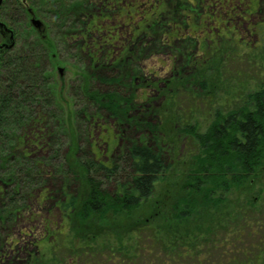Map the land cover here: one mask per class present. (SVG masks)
Instances as JSON below:
<instances>
[{
    "label": "trees",
    "instance_id": "16d2710c",
    "mask_svg": "<svg viewBox=\"0 0 264 264\" xmlns=\"http://www.w3.org/2000/svg\"><path fill=\"white\" fill-rule=\"evenodd\" d=\"M34 1L26 0L27 4H24L22 0H2L0 5V22L9 31L8 34L0 31V41L5 42L0 45V225L4 227L10 222L25 219L30 214L27 213L28 204L34 196L27 193H35L37 187L42 185L48 168L57 171L68 165L67 154L62 152L64 143L59 140L51 125L57 106L56 92L52 89L53 75L42 62L43 57H49L52 52L41 44L46 41V36H50V25H54L56 30H62L61 43L51 44L52 49L67 47L66 45L75 41L77 34L88 36L89 39L96 35L104 40L102 34L107 31L100 27L103 20L96 14L97 8L112 10L126 0H83L74 4L69 0H39L40 11H45V18L49 21L46 24L47 35H41L28 24V20L36 14L32 9ZM223 1L224 9H233L234 0ZM256 1L240 0L237 9L242 8L245 15L252 17ZM23 18L26 23L22 22ZM263 22L264 16L257 25ZM79 24L84 26L81 32L75 29ZM24 27L31 30V40L21 37ZM256 31L264 40V29L256 28ZM215 37L216 39L211 37L210 41L217 44L216 40L221 38L220 32ZM225 37L228 38L227 35ZM107 38L113 40L110 45L116 48L114 38L109 35ZM123 39L121 36L120 44ZM94 43L96 42L93 40L83 47L89 56H97L100 52V43ZM108 43L109 41H105V44ZM123 47L121 46L122 50ZM253 48L257 50L258 46L255 44ZM116 53L114 51L106 57L103 66L106 70L97 71L93 68V75L89 74L85 81L91 88L89 81L96 78L110 88L105 91H81L76 94V100H73L75 118L85 119L90 115L91 123L98 125L100 115L106 114L122 143L116 150L117 153L106 163L78 153L76 158L79 173L87 184L86 196L80 204L81 210L86 211L83 213L84 218L91 217L92 214L106 216L111 213H131L142 208L154 195L159 180L168 170V138L163 132V116L161 112L151 110L143 100H171L175 104L178 119L180 115L188 113L191 117L198 113L200 104H189L188 99H222L219 96L220 85L213 86L211 90L208 85L211 78L218 80V84L222 83L221 73L224 70L222 66L217 67L216 63H224L222 65H226L225 72H228V63L223 62L227 58V51L221 54L220 49H211L207 55L203 54V58H191L187 65L181 63V66H177L174 63L170 72L172 78L168 76L159 80L155 85L162 87L158 89L157 95H147L144 98V92L143 97H140L141 92L139 94V79L135 74L131 75L125 69H120L123 59L115 60ZM56 58V54L52 55L53 61ZM97 64H100L99 61ZM131 64L133 65L132 62ZM210 64L208 69L207 65ZM98 67L95 66L96 69ZM109 69V72L117 74L110 75L106 72ZM208 73L212 74L207 76ZM225 99L232 100V94ZM153 114L158 120L155 121ZM135 129L143 131L144 136L134 139L132 131ZM197 138L204 146V153L198 159L197 188L190 187V193L186 194L184 191L183 196L180 193L173 195L170 210L165 208L166 211L161 212L165 214L163 218H149L141 223L138 220L131 222L129 235L119 239L116 246L112 243L104 245L103 253L99 251L100 247L92 246L89 242L92 239L86 238L80 247H66L69 251L65 250L68 251L67 254L61 256L55 264H215L213 251L216 252V249L221 256L229 257L226 258L229 264H257L261 258L259 254L264 253V83L263 88L250 95L241 108L222 118L221 124L213 126L206 134ZM38 150L46 152V157L42 160L44 163H36L33 153ZM224 161L226 166H220L219 163ZM215 164L220 166L217 181L211 175ZM222 179L225 180L223 184L220 182ZM211 182L212 186L218 182V187H225L221 190L222 193L227 192L233 183L244 186V191H249L258 184L256 200H262L258 210L242 214L243 223H233L235 230L229 232L228 239L226 237L218 243L210 239L214 225L203 223L204 227L199 231V222L193 227L184 224L189 217H199L201 206L215 203L211 198V193L214 196V187L211 186L208 195L203 192V188ZM36 198H54L58 211L66 219L70 218L69 214L77 211L78 200L69 196L64 188L55 194L40 192ZM158 209L159 206L152 217L159 215ZM221 211L219 210V215ZM169 213L170 225L166 224ZM44 225L48 237L57 242L60 238L57 235L62 234L52 230L55 224L46 221ZM114 240L111 237L109 241ZM247 240L249 246L245 247ZM239 256H244L240 263L236 258Z\"/></svg>",
    "mask_w": 264,
    "mask_h": 264
},
{
    "label": "rangeland",
    "instance_id": "374dc122",
    "mask_svg": "<svg viewBox=\"0 0 264 264\" xmlns=\"http://www.w3.org/2000/svg\"><path fill=\"white\" fill-rule=\"evenodd\" d=\"M76 1L83 0H69L71 4L76 3ZM239 1L234 0L233 9L226 7L224 9L225 1L223 0H126L112 10L106 11L97 8L96 14L103 20L102 23L100 22V27L107 31L102 34L104 40L96 35L90 36L89 39L88 36L82 37V34H77L74 42L66 45L67 47L59 46L60 49L56 47V49L54 47L52 49L51 44L61 43L60 32L62 30H56L54 25H50L52 30H50V36L49 38L46 36V41L41 44L52 52H50L49 57L44 56L42 62L48 66L49 71L51 70L54 83H52L54 85L52 89L56 92L57 106L51 125L59 140L64 143L62 152L67 154L70 168L68 165L67 168H64L65 170L60 168L53 171L56 169L48 168L42 185L37 187L35 193H27L29 196H34L28 204L27 213L30 214L25 219L10 222L5 227L0 225V264H55L61 256L67 254L69 249L75 245L77 247L82 246L86 238L92 239L89 241L92 246L100 247L99 251L103 253L104 245L112 243L116 246L119 239L129 235L131 222L134 223L138 220L141 223L149 218L152 220L156 217L157 219L163 218L165 214L161 212H165V208L170 210V201L173 195L180 193L183 196L184 191L186 194L190 193L192 189L190 187L197 188L198 159L204 153V146L197 137L206 134L213 126L221 124L222 118L241 108L243 102L250 95L263 88L264 40L261 34L257 35L256 28L264 29V22L257 25L264 16V0L256 1V6L252 8V17L245 15L242 8L237 9L240 5ZM39 4V0H35L32 4V9L36 11V14L34 18L31 17L28 20V24L33 29L38 30L41 35H47L46 24L49 21L45 18V11L41 13ZM228 6L230 7V4ZM157 11L168 13L169 16L163 14L157 16L155 13ZM170 15L179 17L178 23L172 19H167ZM33 19L39 20V27L32 23ZM22 22L26 23L24 18ZM83 28V24H79L75 29L80 31ZM219 32L221 38L216 40L217 44L212 43L211 37L216 39L215 35ZM21 34L24 40H31L33 37L31 30L27 27L22 29ZM107 35L114 38L116 48L110 45L113 44V40H108ZM121 36L124 39L120 44ZM93 40L100 43V52L96 56L100 63L97 69L90 56L82 52L84 43H91ZM105 41H109V43L105 44ZM4 43L3 40L0 41V45ZM255 44L258 46L257 50L253 48ZM121 46H124L123 50ZM215 48L220 49L221 54L227 51V58H224L223 62L228 63V72H225L226 65H222L224 63H216L217 67L222 66L224 70L221 73L222 83L218 84V80L211 78L208 85L209 89L220 85L219 96L222 99H188L189 104L193 102L200 104L198 113L191 117L189 113L188 115L181 113L179 119L176 117L175 104L171 100H159L157 97L158 100L151 98L152 100H147L148 103L143 100L151 110L161 112L162 124H164L163 132L168 138V170L159 180L151 199L142 208L131 213H111L106 216L96 214L94 216L92 214L91 217L84 218L83 213L86 211L81 210L80 204L86 196L87 184L84 177L79 173L80 169L76 158L78 153H84L106 163L122 143L113 129L111 119L106 114L100 115L101 119L98 125L91 123L90 115H87L85 119L74 117V101L68 95L70 87L81 83V81H87L86 78H89V74L93 75V68L97 71L106 70V68L103 69L106 57L116 51L115 60L123 59L119 65L120 69H125L131 75L135 74L139 79L140 97L143 92L144 98L147 95L155 96L158 89L162 87V85L155 84L170 75L169 72L174 63L177 66H181V63L187 65L191 58H203V54L207 55L211 49ZM54 54L57 55V58L53 61L52 55ZM207 66L210 69L211 64ZM59 68L63 69L62 74L58 72ZM109 71L110 69L106 72ZM109 73L110 75L117 74L116 72ZM89 83L92 87H100L102 91L110 88L100 83L96 78H92ZM230 94H232V100H226L225 97ZM186 100L183 101L186 103ZM188 107L185 106L186 109ZM154 115L152 116L155 121L158 120ZM144 134L141 130L132 131L134 139L144 136ZM45 154L46 152L42 150L33 153L37 164L43 162L42 160L46 157ZM219 165L225 167L226 161L219 163ZM219 165L215 164L211 171L215 181H217V173L220 171ZM201 181L203 182V179ZM220 182L223 184L225 180L222 179ZM217 185L218 182L214 186L211 182L206 186L209 188H203V192L208 195L211 186L214 187V196L211 193V198L215 200V203H211L212 206H201L199 217H189L187 221H184V224L193 227L199 222V231L204 227L203 223L210 226L214 225L210 239L216 240L218 243L224 241L226 237L229 238V232L235 230L233 223L238 225L243 223L242 214L254 211V209L258 210L262 200H256L258 184H255L249 191H244V186L241 187L238 183H233L229 190L223 191V193L221 190L225 187H218ZM186 186L189 188L184 189ZM61 188H64L69 196L78 200L77 211L69 214V219L60 214L54 198L51 200L36 198L40 192L55 194ZM56 196L60 197L59 195ZM217 202L219 203L216 205ZM157 206L160 207L157 211L159 215L152 217ZM219 210H222L220 215L218 214ZM169 217L170 213L166 221V224L170 225ZM46 221L54 223L55 227H52V230H57L60 232L59 234H62L61 236L57 235L58 238L60 237L57 242L52 241L45 232L44 224ZM160 224L162 223L160 222ZM111 237L115 239L113 242L109 241ZM247 242L248 240L245 241V247L249 246ZM66 247L69 249H65ZM213 254L215 264H229L226 259L229 257L221 256L219 250L216 249V252L214 250ZM259 256L261 258L257 264H264V253L259 254ZM236 258H238L237 262L240 263L244 256Z\"/></svg>",
    "mask_w": 264,
    "mask_h": 264
},
{
    "label": "flooded vegetation",
    "instance_id": "af4514ba",
    "mask_svg": "<svg viewBox=\"0 0 264 264\" xmlns=\"http://www.w3.org/2000/svg\"><path fill=\"white\" fill-rule=\"evenodd\" d=\"M159 9V8H158ZM178 12H180V11H178ZM156 14H157V16H161L162 14L163 15H167V16H169L168 15V13L167 14H165L163 11H160V12H155ZM183 16H184V13H183ZM188 17H189V15H188ZM158 18V17H157ZM167 19H172V20H174L176 23H178V20H180L179 19V17H176V16H173V15H170V17H167ZM156 24V23H155ZM0 31L2 32V33H7V32H9L8 30L6 31V29H0ZM4 33V34H5ZM8 34V33H7ZM84 45H85V43H84ZM84 47V46H83ZM82 52H85L86 54H87V52L83 49V51ZM89 55V54H88ZM90 58L92 59V62L98 67L99 66V64H97L98 63V60L96 59V56L95 55H91L90 56ZM60 69V68H59ZM59 69H58V72H59ZM170 72H171V70H170ZM170 72H169V74H170ZM60 73V72H59ZM63 73V72H62ZM62 73H60V74H62ZM172 76L173 75H169V77L168 78H172ZM89 90H101L100 89V87H91V88H89V85L88 84H86L85 82H83V81H81V83H79V84H77V85H72L71 87H70V90H69V92H68V95H69V97H70V99L71 100H76V94H79V92H81V91H83V93H84V91H87V92H89Z\"/></svg>",
    "mask_w": 264,
    "mask_h": 264
},
{
    "label": "water",
    "instance_id": "95a60500",
    "mask_svg": "<svg viewBox=\"0 0 264 264\" xmlns=\"http://www.w3.org/2000/svg\"><path fill=\"white\" fill-rule=\"evenodd\" d=\"M1 1H2V0H0V5H1ZM22 2H23L24 4H27V3H26V0H22ZM29 13L32 14L31 11H29ZM33 18H34V17H33ZM32 23H33L36 27H39V26H40V22H39V20L33 19V20H32ZM0 29H6V31L8 30L7 27H6L3 23H1V22H0ZM59 72L62 73V72H63V69L60 68V69H59Z\"/></svg>",
    "mask_w": 264,
    "mask_h": 264
}]
</instances>
